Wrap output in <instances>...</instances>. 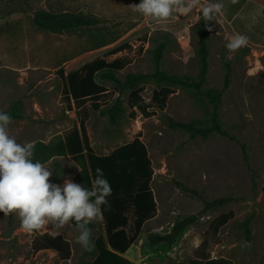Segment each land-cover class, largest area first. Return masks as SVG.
I'll use <instances>...</instances> for the list:
<instances>
[{
    "label": "rangeland",
    "instance_id": "1",
    "mask_svg": "<svg viewBox=\"0 0 264 264\" xmlns=\"http://www.w3.org/2000/svg\"><path fill=\"white\" fill-rule=\"evenodd\" d=\"M13 1L0 0V110L21 100L23 118L12 120L9 135L21 144L50 140L54 144L58 137L79 129L86 132L91 147L99 154H109L140 136L154 167L152 188L157 202L155 216L146 221L136 242L143 261L192 264L197 256L207 253L229 257L235 264H264V6L252 0H200L201 5H223L215 20H203L198 8L186 16L174 12L167 20H146L132 10V5L141 0H26L27 11L9 13L8 5ZM40 8L80 12L96 17L99 23L74 32L42 31L33 22L34 11ZM204 33L209 46L205 88H222L226 64L232 68L231 84L221 101L220 120L235 139L218 133L191 137L167 125L166 115L184 122L208 118L212 105L191 89L176 87L166 109L160 111L152 105L149 115L128 107L129 88L103 78V71L97 74V80L107 91L87 99L82 107L77 108L65 93V81L58 69L70 61L79 58L75 67L79 68L98 57L126 58L125 68L116 71L123 83L129 74L154 70L152 50L160 41L166 43L162 70L197 76L199 37ZM235 35L247 37L248 43L230 55L225 37ZM102 39L111 42L95 48ZM116 49L122 50L113 53ZM141 86L142 95L150 100L157 83L147 79ZM118 98L124 110L113 122L101 110L114 105ZM241 143L246 145L248 161ZM33 145L32 160L53 173L50 183L63 186L71 179L82 185L77 160L68 155L45 162L56 150L43 143ZM175 181L208 200L222 196L236 200L205 214L173 245L152 244L150 234L169 232L176 220L203 207L198 195L183 191ZM230 211L234 218L214 229L212 221ZM251 214L254 219L248 239L242 223ZM93 225L94 244L97 237L105 235V226L103 220ZM45 234L61 235L69 241V259L50 249H38ZM78 235L72 221L60 233L51 225L26 233L17 214L5 216L0 212V264H86L93 257L95 244L92 251L84 250L76 242Z\"/></svg>",
    "mask_w": 264,
    "mask_h": 264
},
{
    "label": "trees",
    "instance_id": "2",
    "mask_svg": "<svg viewBox=\"0 0 264 264\" xmlns=\"http://www.w3.org/2000/svg\"><path fill=\"white\" fill-rule=\"evenodd\" d=\"M260 6H264V0H252ZM26 0H14L9 6V13L15 11H27ZM33 22L35 26L42 30L54 33L74 32L80 29H89L96 26L99 20L80 12L61 11L55 12L45 8L34 11ZM207 34L199 37L198 55L200 68L197 76L177 75L161 69L162 60L166 50L164 41L158 42L152 50L154 70L151 73L129 74L123 83L116 76V71L125 68L128 61L126 58L116 57L108 60L105 57H98L89 61L79 68H75L80 59L70 61L65 67H60L58 71L65 81V93L72 100L75 106L82 107L87 99L96 98L102 95L107 88L97 80V74L102 72L103 78L129 88L127 97L128 107L137 109L147 115L152 105L160 111L167 107L168 98L175 92V88H186L196 92L197 95L205 97L212 105V111L208 118L203 120H192L184 122L176 120L166 115V123L172 129H180L190 133L191 137H209L214 133L231 136L223 128L220 120L221 101L225 91L231 84L232 68L230 63L226 64V73L223 86L217 88H205L206 77L209 70V46ZM111 42V41H110ZM110 42L99 40L95 48H100ZM122 49H116L117 53ZM147 79H152L157 83L150 100L143 95V86ZM123 102L118 98L114 105L101 110L103 115H108L111 121L117 122L123 113ZM11 116L12 120L23 118V105L21 100L13 102L7 110H0ZM43 143L54 148L48 161L54 156H71L80 164L79 175L84 188L91 190L92 182L96 178V169L103 171V176L108 180L112 188V193L107 197L108 203L101 206L105 235L96 238L95 252L90 261L86 264H133L124 254L135 243L143 230L147 220L153 218L157 212V202L152 188L154 167L148 152L147 145L135 137L132 141L117 146L109 154L96 153L91 147L86 132L74 129L63 138L52 141H36L35 145ZM241 149L246 161L248 153L246 145L241 143ZM177 186L185 192L193 193L203 201L202 209L193 214L184 216L176 220L169 232L164 234H150L148 236L152 244L160 242L173 245L179 236L192 224L196 223L205 214L222 207L229 202L236 200L233 196H222L208 200L191 189L186 184L175 181ZM264 197V185L262 187ZM234 218V212L222 213L212 221L214 229L219 230L227 222ZM254 214L248 216L242 223L248 239L251 238V224ZM74 224L76 222L72 221ZM88 227L92 229L93 223ZM50 249L57 252L63 259H69L71 255L70 243L61 235L45 234L41 238L38 249ZM192 264H235L234 260L225 257H212L210 254L202 253Z\"/></svg>",
    "mask_w": 264,
    "mask_h": 264
},
{
    "label": "clouds",
    "instance_id": "3",
    "mask_svg": "<svg viewBox=\"0 0 264 264\" xmlns=\"http://www.w3.org/2000/svg\"><path fill=\"white\" fill-rule=\"evenodd\" d=\"M197 8L203 20L213 21L223 5H201L200 0H141L138 5H132V10L146 20H167L174 12L186 16ZM225 39L230 55L248 43L243 35ZM11 123V116L0 111V212L5 216L17 214L26 233L38 232L49 225L60 233L74 220L79 232L76 242L84 250L92 251L94 244L88 225L103 220L101 206L108 203L107 197L112 193L102 169H96L91 190L71 179L65 180L63 186L50 183L53 173L44 164L32 160L34 145L18 143L9 135Z\"/></svg>",
    "mask_w": 264,
    "mask_h": 264
},
{
    "label": "crops",
    "instance_id": "4",
    "mask_svg": "<svg viewBox=\"0 0 264 264\" xmlns=\"http://www.w3.org/2000/svg\"><path fill=\"white\" fill-rule=\"evenodd\" d=\"M56 157H62V156H54L51 158V160H54ZM79 164V163H78ZM80 166V164H79ZM81 169V167H80ZM137 242V241H136ZM133 243L131 247L127 250V252L124 254L133 264H153V263H148L147 261H143V258L140 257L137 253L136 248H138V245ZM132 253V257H128V254Z\"/></svg>",
    "mask_w": 264,
    "mask_h": 264
}]
</instances>
